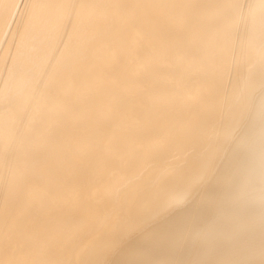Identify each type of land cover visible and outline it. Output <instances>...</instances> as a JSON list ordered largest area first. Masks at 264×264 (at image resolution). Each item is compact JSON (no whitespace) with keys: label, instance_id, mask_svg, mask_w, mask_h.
Returning a JSON list of instances; mask_svg holds the SVG:
<instances>
[{"label":"bare ground","instance_id":"obj_1","mask_svg":"<svg viewBox=\"0 0 264 264\" xmlns=\"http://www.w3.org/2000/svg\"><path fill=\"white\" fill-rule=\"evenodd\" d=\"M262 5L0 0V264H264Z\"/></svg>","mask_w":264,"mask_h":264},{"label":"snow or ice","instance_id":"obj_2","mask_svg":"<svg viewBox=\"0 0 264 264\" xmlns=\"http://www.w3.org/2000/svg\"><path fill=\"white\" fill-rule=\"evenodd\" d=\"M33 5H28V6H25V7H32ZM241 7H243L242 5H241ZM262 7H264V5H262ZM16 8L17 9H20L21 8V5L18 3V4H16Z\"/></svg>","mask_w":264,"mask_h":264}]
</instances>
